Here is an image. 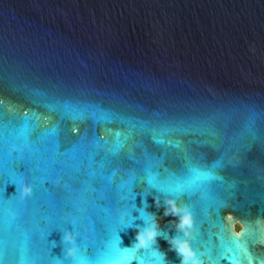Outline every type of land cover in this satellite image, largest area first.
<instances>
[{"label": "water", "instance_id": "obj_1", "mask_svg": "<svg viewBox=\"0 0 264 264\" xmlns=\"http://www.w3.org/2000/svg\"><path fill=\"white\" fill-rule=\"evenodd\" d=\"M42 117L54 144L55 129L28 139ZM185 155L210 177L195 216L144 179L183 171ZM21 156L33 195L0 188L3 264H49L65 231L78 249L65 264H160L152 251L166 264H264V0H0V171ZM130 191L150 220L121 233L135 249L125 258L109 230ZM152 231L159 247L138 248Z\"/></svg>", "mask_w": 264, "mask_h": 264}, {"label": "snow or ice", "instance_id": "obj_2", "mask_svg": "<svg viewBox=\"0 0 264 264\" xmlns=\"http://www.w3.org/2000/svg\"><path fill=\"white\" fill-rule=\"evenodd\" d=\"M21 115L23 117H29L28 112H22ZM70 119L73 121L83 119L84 117L82 116H68ZM43 117L41 118L40 121H37V125L35 128H29L28 129V139L29 140H38V135L42 136L44 133H47L49 129H55L56 131V136L54 138L49 139V143H56V141L59 139L57 135V126L54 124L51 125H45L43 129H41V124L43 123ZM80 135L79 129L76 128L75 126L73 127V136L77 137ZM116 137L115 139V144H116V150L114 151L113 148L109 147L107 149L108 152H111L113 155L121 148L123 147L121 141H120V134L119 133H114L112 134ZM95 140L103 142L105 145L109 144L108 140H103L99 134H95L94 136ZM158 144L163 145L165 148H167L169 145L175 148H179V145H174L171 144L169 141L165 140H157L156 141ZM78 143V141H77ZM76 147L75 144L73 145H63L62 143L60 144L59 147H57L58 152H64L66 154H71L73 152V149ZM99 158V157H97ZM184 160L186 162L182 163V168L183 171H181L179 168L177 171L173 172L170 171L169 169L165 168L164 171L158 172L156 174H153L151 171H147L145 174L144 179H147L148 183L153 187L157 193L162 194L164 197H171L173 200H176L177 202L181 203V206H184V197H188V203L187 206L189 208V211L193 212V215L195 216V211H194V206L192 205L191 201L196 198L198 194H202V192L205 189V185L207 184V181L210 179L209 175L198 168L197 166H194L191 159L185 155ZM158 165V161H156ZM34 169L33 167L29 166L28 160L24 157H18L15 160H13V165L10 169L5 168L0 171V188L5 189L3 192V196L6 199L8 196L6 195L7 188L10 186H14L15 188V193L14 194H19L22 189L25 187L24 186V181L27 179L29 180L30 176H33ZM135 178V174H130V180ZM44 186H47V181L44 182ZM31 189V193L28 198L32 197L33 195V184L29 183L28 186ZM131 189V185H129ZM130 205H129V210L126 214L127 218H122L114 225H110V230H109V237L114 239L115 241V246L117 249L125 254V258H127V255L129 253H135V249H129L128 247H124L122 245V242L120 240L121 233L126 232L129 229L135 230L137 228H147V224L150 220V218L147 216V214L143 211V207L137 208L135 200L136 198L133 196L132 192L130 191ZM201 199H203V196L201 195ZM18 200L23 203L25 201L24 197L18 196ZM140 212L139 217H133L132 213L133 212ZM147 220L146 226L145 227H137L135 221L137 219H145ZM65 231L64 233H66ZM154 232V231H152ZM143 237L142 243H144L146 246L144 248L146 249H151L153 247H159L157 240H154L151 233ZM52 233L49 232L46 239L48 241L49 247L52 249L56 247V242L55 241H50L49 237ZM160 235H163L161 233ZM167 239V238H165ZM135 243V242H134ZM137 246V245H136ZM138 247V246H137ZM183 247H181L180 251L183 252ZM152 256L155 257L160 264H166L165 261V256L163 254H157L156 252L152 251ZM76 261L71 259V258H66V256L63 254L62 257L56 258L54 261H50L49 264H65L67 261ZM0 264H3V262H0ZM10 264H23L22 261H12ZM80 264H100L99 261H82Z\"/></svg>", "mask_w": 264, "mask_h": 264}, {"label": "clouds", "instance_id": "obj_3", "mask_svg": "<svg viewBox=\"0 0 264 264\" xmlns=\"http://www.w3.org/2000/svg\"><path fill=\"white\" fill-rule=\"evenodd\" d=\"M31 193V189L29 187H24L22 189V197H27ZM170 204H172V211L169 212L167 209L165 210V215H174L176 213L175 205L170 201ZM187 218L183 220V223H187ZM180 227H183V224L180 225ZM152 237L154 238L156 236L155 232L151 233ZM144 234L143 233H137L136 241H138L137 246L139 247H145L146 245L142 243ZM76 234H74L71 231H68L66 233H63L61 236V243L63 245H70L69 247H65L62 249L63 254L66 256V258H71L75 260L77 258V247L76 245Z\"/></svg>", "mask_w": 264, "mask_h": 264}, {"label": "trees", "instance_id": "obj_4", "mask_svg": "<svg viewBox=\"0 0 264 264\" xmlns=\"http://www.w3.org/2000/svg\"><path fill=\"white\" fill-rule=\"evenodd\" d=\"M238 230V226H235V231H237Z\"/></svg>", "mask_w": 264, "mask_h": 264}]
</instances>
